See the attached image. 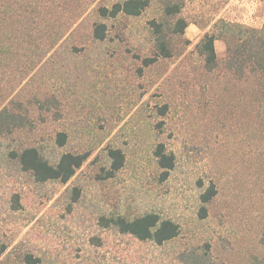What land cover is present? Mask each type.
Listing matches in <instances>:
<instances>
[{
  "label": "rangeland",
  "instance_id": "1",
  "mask_svg": "<svg viewBox=\"0 0 264 264\" xmlns=\"http://www.w3.org/2000/svg\"><path fill=\"white\" fill-rule=\"evenodd\" d=\"M116 1L4 2L16 5L23 22L13 25L7 13L1 24L0 110L19 103L31 125L0 134V264H22L25 253L42 264H175V253L204 243L222 264L264 256V77L225 70L222 41L215 42L218 66L211 72L194 49L209 20L260 28L264 1L187 0L191 24L172 39V57L147 68L148 21L157 8L136 18L101 19L98 8ZM95 22L107 25L105 41L93 39ZM52 97L59 101L57 119L34 102ZM59 132L67 134L63 147L55 143ZM158 144L175 156L167 179L153 155ZM26 147L52 163L65 152L89 158L66 185H40L11 159ZM109 148L121 149L125 164L101 180ZM211 184L217 192L201 218L200 196ZM73 188L80 196L70 209ZM149 212L175 221L179 237L139 252L109 235L102 247L91 245L100 234L99 214Z\"/></svg>",
  "mask_w": 264,
  "mask_h": 264
},
{
  "label": "trees",
  "instance_id": "2",
  "mask_svg": "<svg viewBox=\"0 0 264 264\" xmlns=\"http://www.w3.org/2000/svg\"><path fill=\"white\" fill-rule=\"evenodd\" d=\"M201 1L207 4L213 0ZM4 2L5 0H0V37L1 24L6 22L4 14L8 13V21L13 25L16 22L18 24L23 22L20 19L16 5L12 4L7 7ZM152 5H155L158 14L148 21L152 54L151 57L142 60L144 68L151 66L161 58L168 59L172 57V39L184 36L185 30L191 24L188 17L184 15L187 0H117L111 6L99 7L97 10L98 16L104 20L117 19L120 15L136 18L140 17ZM13 6L17 9V13H14ZM15 15L18 21L14 19ZM207 26L203 28L204 34L194 46L195 52L202 58L207 72L213 71L218 66L215 42L222 41L225 44V57L223 59L225 70L233 72L239 77H242L247 72L260 74L264 77V24L260 28H253L218 18L209 20ZM107 35L108 28L105 23L95 22L93 24L92 36L94 40L105 41ZM34 102L39 110L44 112L53 111L54 117L56 119L60 118L59 101L56 98H47L43 101L36 99ZM15 107L6 106L0 110L1 135H10L16 130H21L31 125L29 117H27L26 113H22L21 105L16 103ZM66 142L67 134L65 132L57 133L55 138L57 146L63 147ZM153 155L158 169L161 170V178L167 179L169 172L175 166L174 154L167 152L163 144H158L153 151ZM11 156L20 172L28 175L34 183L44 185L50 182H57L61 185H66L75 176L77 170L85 164L89 158V153L65 152L53 163L36 147L22 148L12 152ZM107 158V167H102L100 170L99 179L101 180L114 178L125 164V155L121 149L109 148L107 150ZM216 192L214 185L211 184L201 194L199 213L201 218L206 216L207 205L215 197ZM69 194L70 202L68 207L71 209L79 200L80 190L73 188ZM17 198L18 196L14 195L11 203V207L15 211L19 206ZM96 220L100 234L92 237L90 242L92 246L97 248L102 247L106 242L108 243L107 235H109L139 252L142 245H151L156 248L164 247L176 240L181 232L179 225L175 221L163 218L153 212L133 218L122 214L101 213ZM103 234H106V236ZM259 244L264 248V226ZM4 249L5 247L2 245L1 254ZM174 257L175 264H222L215 260L211 246L208 243L184 248L175 253ZM20 260L22 264H42L40 257L30 253L23 254ZM246 264H264V256L251 255Z\"/></svg>",
  "mask_w": 264,
  "mask_h": 264
}]
</instances>
